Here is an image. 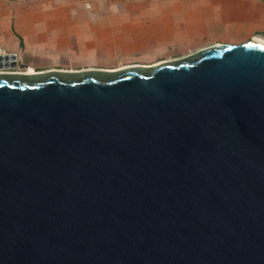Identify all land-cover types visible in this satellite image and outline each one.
I'll return each instance as SVG.
<instances>
[{
	"label": "water",
	"instance_id": "obj_1",
	"mask_svg": "<svg viewBox=\"0 0 264 264\" xmlns=\"http://www.w3.org/2000/svg\"><path fill=\"white\" fill-rule=\"evenodd\" d=\"M0 264H264V42L6 72Z\"/></svg>",
	"mask_w": 264,
	"mask_h": 264
},
{
	"label": "crops",
	"instance_id": "obj_2",
	"mask_svg": "<svg viewBox=\"0 0 264 264\" xmlns=\"http://www.w3.org/2000/svg\"><path fill=\"white\" fill-rule=\"evenodd\" d=\"M252 38L264 0H0V46L27 72L154 65Z\"/></svg>",
	"mask_w": 264,
	"mask_h": 264
},
{
	"label": "built area",
	"instance_id": "obj_3",
	"mask_svg": "<svg viewBox=\"0 0 264 264\" xmlns=\"http://www.w3.org/2000/svg\"><path fill=\"white\" fill-rule=\"evenodd\" d=\"M9 54H11V53L7 49L0 46V56H5V55H9ZM17 61L19 64V60H17ZM18 68H19V65H18ZM11 70L12 69H7V68L2 69V71H6V72H12Z\"/></svg>",
	"mask_w": 264,
	"mask_h": 264
},
{
	"label": "rangeland",
	"instance_id": "obj_4",
	"mask_svg": "<svg viewBox=\"0 0 264 264\" xmlns=\"http://www.w3.org/2000/svg\"><path fill=\"white\" fill-rule=\"evenodd\" d=\"M111 62H112L111 60H102V61H99L98 64H96V65H110ZM87 64H91V63H89V61L83 60V61H81L80 65H87ZM111 65H113V64H111Z\"/></svg>",
	"mask_w": 264,
	"mask_h": 264
},
{
	"label": "flooded vegetation",
	"instance_id": "obj_5",
	"mask_svg": "<svg viewBox=\"0 0 264 264\" xmlns=\"http://www.w3.org/2000/svg\"><path fill=\"white\" fill-rule=\"evenodd\" d=\"M12 72H27V71H24V70H21L20 68H15V69H12L11 70ZM9 73H11V72H9Z\"/></svg>",
	"mask_w": 264,
	"mask_h": 264
},
{
	"label": "bare ground",
	"instance_id": "obj_6",
	"mask_svg": "<svg viewBox=\"0 0 264 264\" xmlns=\"http://www.w3.org/2000/svg\"><path fill=\"white\" fill-rule=\"evenodd\" d=\"M256 39L260 40L261 42H264V39H261V38H256ZM30 72H32V71H30Z\"/></svg>",
	"mask_w": 264,
	"mask_h": 264
}]
</instances>
